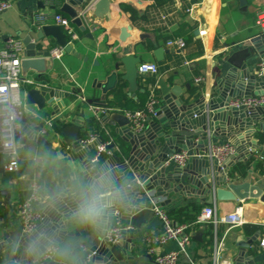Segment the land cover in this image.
Listing matches in <instances>:
<instances>
[{
	"label": "crops",
	"instance_id": "obj_1",
	"mask_svg": "<svg viewBox=\"0 0 264 264\" xmlns=\"http://www.w3.org/2000/svg\"><path fill=\"white\" fill-rule=\"evenodd\" d=\"M9 1L12 6L0 13V47H4L11 38L22 42L28 36L34 38L40 29L37 26L40 17L48 16L51 19L47 24L55 25L52 17L56 14L64 15L72 21L78 39L72 40L66 36L69 47L67 50L62 47L63 54L60 59L54 61L53 70L47 72L41 79H38L34 72H29L27 77L35 84L22 86L24 100L26 91L32 87L55 90L63 94L61 100L63 108L58 113L63 116V123L55 121L57 115H53L52 107L39 110L33 106L32 112L35 115H28L26 126L32 130L43 126L40 130L34 131V134L42 135L45 142L29 139L27 135L24 140L25 146L20 152L21 168L18 173H5L0 159V237L4 235L5 228L22 229L18 207L28 197L30 185L35 178L24 157V153L29 149L42 150L48 154L50 160L55 161L58 170L46 172L40 182L47 184L45 178L51 175L56 184L58 179L66 178L75 169L85 171L80 156L70 153V147L62 134L65 125L72 124L79 117L82 118L83 140H88L94 135L96 140L93 142H112L113 146L119 149L115 155L121 154L128 144L116 134L117 126L104 124L105 115L102 110L109 108L111 111L107 113L108 115L141 111L146 109L153 94L157 96L160 106L161 92L157 87L159 80H165L169 85L180 86L186 96L196 98L204 95L209 100L216 96L214 92L218 89V83L233 69L230 60L237 63L245 62L249 70L256 73L257 63L263 57L254 54L253 48L247 47L246 43L261 34L256 24V13L264 10V0H247V7H241L238 0H167L162 6H157L154 0H111L110 13L104 17H99L98 13L96 15L94 4L98 0H88L84 7L78 9L82 21L80 26L62 11V1ZM196 31L199 34L196 35ZM177 38H182L187 43L183 51L167 45L169 40ZM44 44V50L38 53L40 57L49 56L53 48L61 47L52 38L46 39ZM159 48L169 50L160 61L154 54ZM128 54L142 59V63L137 65L138 69L142 64H156L159 67V74L141 75L138 71L139 78L132 88L128 82L120 79V76L126 73L122 59ZM114 73L119 76L117 84L105 95L101 86L105 85ZM197 78H203V82L196 84ZM117 94L121 95V99L119 105L113 107L111 105L115 102ZM49 120L53 122L51 127L47 125ZM44 129L46 133L42 134ZM256 132L252 139L259 140L264 146V141H261L264 140V132L258 133V127ZM213 142L230 143L226 137H213ZM95 150L91 152L90 159ZM109 158H104L99 165ZM258 161H264L259 152L250 160L253 163L246 177L240 178L239 182L264 184V174L256 168ZM201 167L197 164L193 170L199 172ZM148 196L156 199L159 206L163 204L162 209L167 214L188 204L207 206L205 202L208 198L178 194L171 199L157 198L154 192ZM213 205L217 206L218 215L222 218L240 212L244 224L232 227L222 223L216 230L213 227L212 244L205 241V228L193 229L192 243L187 254L181 255L178 264H191V261L195 264H213L212 257L216 244L222 249L220 260L233 264L239 251L237 243L246 239L254 241L247 250L249 257L246 258L245 264H264V246L261 245L264 241V204L258 199H247L235 202L216 201ZM253 227L259 229L252 231ZM160 231L162 225L150 228L146 223L142 231L131 241L134 244L131 257L127 255L123 261L111 264H155L153 258L146 252L143 238L149 232ZM199 232L202 233L201 242L194 240V236ZM66 236L78 238L89 250L99 246L102 241L97 230L88 226L70 224ZM177 249L178 244L170 242L158 248V252L164 254ZM20 255L21 253L15 258ZM11 259L10 248H0V264H10Z\"/></svg>",
	"mask_w": 264,
	"mask_h": 264
},
{
	"label": "water",
	"instance_id": "obj_2",
	"mask_svg": "<svg viewBox=\"0 0 264 264\" xmlns=\"http://www.w3.org/2000/svg\"><path fill=\"white\" fill-rule=\"evenodd\" d=\"M59 1L63 2L62 11L80 26L82 21L78 9L84 7L88 0ZM110 1L98 0L94 4L96 15L97 13L100 14L99 17L108 15ZM238 2L241 7H247V0H238ZM40 4L43 7V4ZM195 34L199 32L196 31ZM50 38L66 50L69 47L67 37L59 26H42L34 38L28 36L23 41L25 46L21 60L23 77H27L29 72H34L38 79H41L43 75L53 70L54 61L51 58L38 56V53L44 50L45 40ZM246 46L253 48L254 54L264 56V34L251 38ZM168 53L169 50L163 48L154 52L158 61ZM177 53L179 54L180 51ZM122 63L126 73L120 76V79L128 82L133 88L139 78L137 65L142 63V59L128 54L122 59ZM229 63L233 69L218 83V89L214 92L216 96L209 100L204 95L196 98L191 95L186 96L180 86L169 85L165 80H159L157 87L161 92L160 106L155 116L148 117L147 125L141 132L132 130L130 119L123 113L103 116L104 124L117 126L116 134L128 144L121 154L112 156L120 160L119 164L112 161V157L99 166L94 167L91 164L90 154L101 142L96 141L87 145L82 142V118L79 117L72 124L63 127L62 134L70 147V153L80 156L85 172L108 165L118 182L130 184L128 193L132 198L133 207L128 211L121 210L118 217L123 221H129L136 231L124 232L122 241L114 246L104 241L106 234L104 231H97L102 241L99 246L90 250L93 253L91 264L117 263L126 259L127 255L131 257L134 247L131 241L142 231L144 225L148 223L150 228L161 225L159 217L153 212L149 193L154 192L155 197L168 199L176 194L201 197V199L208 196L205 202L207 205H213L216 201L235 202L247 199H258L264 204L263 183L239 182L225 175V171H229L236 164L252 160L257 152L264 159V146L259 140L252 139V136L257 134L256 127L259 129L258 133L264 132V106L249 109L230 107L231 101L236 99L264 96V77L260 78L256 73H252L245 62L237 63L230 60ZM118 77V74H112L107 83L101 86L105 95L108 90L115 88ZM63 97V94L55 90L32 87L25 93V102L29 106H36L39 110L52 107L53 115H57L55 121L63 123V116L58 115L63 108L61 101ZM106 110L108 111L109 108ZM41 128L32 130L31 127L24 125L29 139L44 143L45 138L42 135L34 134V131ZM208 130L212 132L213 137H226L237 147V156L223 166L217 162L212 165L206 156ZM182 151L192 152L188 164L184 167L169 165L170 158ZM197 164L202 166L199 172L193 170ZM142 180L146 182L141 183ZM45 181L50 185V190L55 192L53 176H46ZM72 206V201L65 199L46 209L43 211L40 226L61 227L65 229L61 235L66 236L70 227L67 218ZM116 216L111 217L109 227ZM3 232L4 235L0 237V248L11 249L16 242L27 244L28 234L22 229L5 228ZM194 240L201 242L202 233H197ZM253 241L254 239H246L237 243L239 251L233 264H245L246 258L249 257L247 250L252 246ZM20 253L17 259L22 264H32L30 257L25 256L23 251Z\"/></svg>",
	"mask_w": 264,
	"mask_h": 264
},
{
	"label": "built area",
	"instance_id": "obj_3",
	"mask_svg": "<svg viewBox=\"0 0 264 264\" xmlns=\"http://www.w3.org/2000/svg\"><path fill=\"white\" fill-rule=\"evenodd\" d=\"M12 6L9 0H0V13L7 11ZM48 16L40 17V23L37 24L39 28L48 25ZM55 25L59 26L64 30L66 36L72 40H77L78 36L72 27V21L61 14H56L52 17ZM256 24L261 30V34H264V10L258 11L256 13ZM168 47L177 48L183 51L187 43L182 38L171 39L167 42ZM24 52V44L21 40L11 38L8 40L4 47H0V90H4L6 94L11 95L15 102L19 105L15 111L20 119L23 130L24 125H26L28 115H35L34 112H29L27 109V104L22 96V86L34 85V81L28 77H23L21 73V60ZM63 54L62 47H55L50 51L49 56H44L51 58L53 61L60 59ZM141 75H158L159 67L156 64H142L139 69ZM256 74L258 77H264V56L259 60L256 66ZM203 78H197L196 84H201ZM264 106V96H255L250 98H240L231 101L230 107L240 108L245 107L247 109ZM159 107V100L156 95H152L146 106V109L136 112H129L125 115L131 121V128L135 132H141L145 129L147 125L148 117H153L156 115L157 109ZM111 111L106 109L102 110V113L106 115ZM53 122L49 120L47 125L51 127ZM25 132V130H24ZM46 130L42 131L45 134ZM17 139H20L19 133L17 134ZM96 140V136L91 135L88 140H83L84 144L92 143ZM207 152L210 163L213 165L217 162L220 166H223L227 161L234 159L237 154V147L229 142L225 143H215L213 142L212 132L208 130L207 132ZM23 145L24 141H23ZM23 146V148H24ZM22 148V149H23ZM119 149L115 148L112 142H103L95 150V153L90 159L91 164L96 167L99 165L104 158L114 156ZM192 156L191 151H182L180 153L174 154L168 161L169 165H177L184 167L188 164L189 159ZM0 157L3 160L2 169L5 173H18L21 168L20 155L18 157H13L10 153L5 151L0 147ZM228 171H225L227 175ZM33 184V182H32ZM30 185L28 197L19 204L18 207V217L22 224V230L24 233H29L30 223H38L42 220V213L36 216V205L32 199V191ZM154 214L159 217L162 225V231L157 233L149 232L145 234L143 242L146 246V252L149 256L153 258L155 264H178L181 255L187 254L188 247L192 243L193 239V226H199L200 228H205L206 226H213L214 229L222 224H228L232 227H239L244 224V219L240 212L229 215L226 218H222L218 215V210L216 205L204 206L197 220L194 224H182L178 225L168 216V214L159 206L158 201L153 197H149ZM136 228L130 223H124V221L118 217H115L111 227L110 234H105L104 241L110 245L114 246L119 244L122 239L124 232H135ZM170 242H176L178 244V249L160 254L158 248H161ZM264 246V241L261 243ZM86 247V246H85ZM88 254L93 256V253L86 247ZM221 248L216 244L214 248V253L212 257L213 264H232L230 262H224L220 260ZM50 262V261H47ZM45 262V264L47 263ZM191 264H195L191 261Z\"/></svg>",
	"mask_w": 264,
	"mask_h": 264
},
{
	"label": "clouds",
	"instance_id": "obj_4",
	"mask_svg": "<svg viewBox=\"0 0 264 264\" xmlns=\"http://www.w3.org/2000/svg\"><path fill=\"white\" fill-rule=\"evenodd\" d=\"M18 106L11 95L0 90V147L13 157L20 155L23 141L27 138L15 111ZM24 157L35 176L31 191L37 217L46 209L69 199L73 206L68 213V223L110 234L111 217L133 207L128 193L130 184L118 182L108 165L88 172L75 169L66 178L58 179L56 191L52 192L50 186L40 180L46 172L58 170L55 161L39 149H29ZM111 159L116 164L120 162L116 157ZM64 230L61 227H41L38 223H30L27 244L16 242L11 246L10 264H22L15 258L21 251L31 258L32 264H45L47 261L51 264H91V256L82 241L74 236H62Z\"/></svg>",
	"mask_w": 264,
	"mask_h": 264
},
{
	"label": "trees",
	"instance_id": "obj_5",
	"mask_svg": "<svg viewBox=\"0 0 264 264\" xmlns=\"http://www.w3.org/2000/svg\"><path fill=\"white\" fill-rule=\"evenodd\" d=\"M157 6L164 5L167 0H154ZM154 83V82H153ZM195 92V91H194ZM121 99V95L117 94L115 98V102L111 106L116 107L119 105V100ZM142 110V109H141ZM61 129V127H60ZM262 139V138H260ZM262 142L264 140H261ZM253 162H248L247 164L238 163L234 167H232L229 171V177L233 180H239L240 178H245L247 175L248 170ZM257 170L264 174V161H258L256 164ZM203 206H199L196 204H188L176 211L169 212L168 216L174 221V223L178 225L188 224L192 225L196 222L198 215L200 214ZM193 229H200L199 226H193ZM258 227H253L252 231L258 230ZM205 241L207 244H212L213 242V226H206L205 227Z\"/></svg>",
	"mask_w": 264,
	"mask_h": 264
},
{
	"label": "rangeland",
	"instance_id": "obj_6",
	"mask_svg": "<svg viewBox=\"0 0 264 264\" xmlns=\"http://www.w3.org/2000/svg\"><path fill=\"white\" fill-rule=\"evenodd\" d=\"M26 106H27V109H28L29 112H31L32 110H34V107L33 106H29V105H26Z\"/></svg>",
	"mask_w": 264,
	"mask_h": 264
}]
</instances>
